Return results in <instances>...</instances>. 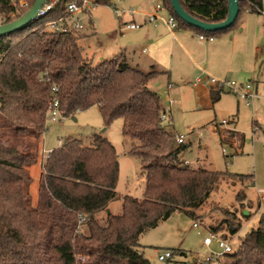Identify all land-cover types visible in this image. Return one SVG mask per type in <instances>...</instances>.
I'll return each instance as SVG.
<instances>
[{
	"label": "trees",
	"instance_id": "16d2710c",
	"mask_svg": "<svg viewBox=\"0 0 264 264\" xmlns=\"http://www.w3.org/2000/svg\"><path fill=\"white\" fill-rule=\"evenodd\" d=\"M24 1L28 6L0 0V24L23 15L35 0ZM69 1H60L20 34L0 38V264H151L141 250L142 234L176 211L198 220L197 210L222 178L250 180L252 185V175L186 164L180 158L186 145L177 146L176 135L164 127L166 108L160 95L148 88L155 72L130 65L124 53L96 63L84 55V35L48 26L71 16ZM114 1L93 3L111 6ZM180 1L188 13L207 22L228 15V0ZM239 3V16L243 11L262 13L264 7L263 0ZM163 5L177 27L207 37L232 29L239 18L230 28L207 32L179 18L171 0H163ZM211 92L215 103L220 91ZM56 96L62 116L97 106L106 126L123 119V135L131 140L128 152L140 159L145 177L142 198L126 195L120 212L109 211L118 198L120 161L110 140L95 134L89 144L68 137L48 154L33 204L30 168L38 161L50 102ZM228 213L231 219L208 226L224 240L236 236L251 216ZM239 239L238 249L225 254L226 264H264V212L258 226ZM175 253L186 254L181 249Z\"/></svg>",
	"mask_w": 264,
	"mask_h": 264
},
{
	"label": "rangeland",
	"instance_id": "374dc122",
	"mask_svg": "<svg viewBox=\"0 0 264 264\" xmlns=\"http://www.w3.org/2000/svg\"><path fill=\"white\" fill-rule=\"evenodd\" d=\"M19 1L25 2L24 0ZM89 1L92 2L93 0ZM136 2L135 0H115L114 5L111 6L91 3L87 11H80L74 15V19L78 20L79 17L85 26L83 32L78 31L76 34L84 35L80 38V43L87 58H91L97 63L101 59L113 57L121 49H126L133 51L132 53L137 58L136 61L146 62L143 70L150 72L154 69V67L151 69L150 58L145 57L147 54L142 53L141 55L143 47L149 48L147 40L142 39L141 33L150 23L143 24L137 30L122 29V23L127 18L133 17L128 12L129 9L136 11L147 8ZM158 3L163 4V0H150L149 2L152 6ZM117 10L120 13H117ZM122 11L125 13L119 17ZM162 12H166V9L161 11V15ZM137 15L136 13L134 18H137ZM136 21L140 23L137 19ZM257 22L264 23L263 13L243 11L237 21V23L242 24L241 27L244 26L243 34H252ZM235 28L230 29L229 33H232ZM20 33L21 31L15 34ZM196 37L199 38V35ZM176 63L178 62L176 61ZM192 63H197L194 58L189 59L187 64L186 60L184 64H175V70H171L170 80H168V73L162 70L164 69L163 64L157 65L158 67L155 69L157 71L162 70L161 74L163 75L153 73L148 81V88L160 95L163 106L167 108V118L163 120L164 127L176 136L183 134L186 137L185 143H177V146L180 147L186 145V147L181 148L180 158L183 157L187 161H185L186 164L196 169L206 168L233 174L253 173L256 183L255 186H251L250 180H239L233 177L222 178L204 205L197 210L198 220L182 211H176L157 227L142 234L140 238L141 250L151 264H207L206 258L211 251L218 255L221 252L215 240L209 248L204 246V239L209 235L208 226L218 225L226 218L231 219L232 215L228 212L237 211L240 214L244 209L250 210L253 214L258 213L259 216L252 215L248 219H244L238 234L230 237L232 239L229 238L230 245L236 251L239 247V236L241 237L246 232L255 229L259 217L264 212V136L263 132H260L261 136L253 134L250 111L254 106L247 105L246 102L249 104L251 102L241 100L237 93L228 88L221 89V99L212 103V109H205L196 105L193 84L197 77H205L208 73L199 70L201 65L202 68L205 67V63L198 62L200 64L197 63V66ZM262 72V79L264 80V68ZM226 79L234 80L238 84H241L240 81H242L254 85L250 77L239 78L235 71L230 72L227 78L224 77L221 80ZM258 94L260 98L255 99L254 103L263 97L260 91ZM169 97L174 100L171 109ZM232 114L238 115L237 131L243 138L242 142L245 140L246 143V148H242V152L239 153L230 142L221 138L224 128L235 127L231 122ZM223 120H226L227 123L223 124ZM122 127L123 119L121 118L106 126L97 106L79 111L74 116L59 115L56 120L49 117L47 130L38 150V161L30 168L33 177L31 185L33 204H36L38 200L43 160H46L48 154L68 137H77L82 139L85 144H89L95 134L104 135L110 140L118 152L120 161V173L116 188L118 198L109 204V211L120 212L123 197L126 195L142 198L145 185L142 165L137 156L128 152L131 140L123 135ZM248 185L250 186L246 188ZM243 199L244 203H241ZM195 222L198 227H194ZM221 231L225 233L224 230ZM177 249L184 250L186 254L175 253L173 259L168 262L159 260V254L166 250L175 251ZM220 257L223 258L219 259L220 264L229 262L225 254ZM209 264H218V258Z\"/></svg>",
	"mask_w": 264,
	"mask_h": 264
},
{
	"label": "crops",
	"instance_id": "0c3cea01",
	"mask_svg": "<svg viewBox=\"0 0 264 264\" xmlns=\"http://www.w3.org/2000/svg\"><path fill=\"white\" fill-rule=\"evenodd\" d=\"M136 1L137 0H135V2ZM149 2L150 0L137 1L136 2L137 4L146 6L147 8H145V10L137 9L136 10V13L138 14L137 18H134L135 14L133 15V17L127 18L126 21L122 23L123 25L122 29L123 30L128 29L126 28V25L129 23H133V22L137 23L136 19L140 22L139 24H141V26H143V24L150 23L148 24L149 26L143 29L141 33L142 39L147 40L149 44L148 49L147 47H143L141 49V55L142 53H146L148 56L146 55L145 57L147 59L150 58L151 69L152 67H154V69H152V71L150 72H155L157 73V75L158 74L163 75L161 74V72L162 70H164L165 73H168V80H170L172 75L171 70H175V66H174L175 64H184L185 60L187 64V61L193 58L197 63L198 62L205 63V67L202 68L201 65V67H199L200 68L199 70L203 71V73H208V74L205 77H197L193 84L195 88V104L202 106L205 109L206 108L209 109L213 107L212 92H211L212 90L220 91V99H221L222 88L219 84L213 83L210 80L212 78L210 75L214 76L213 78L215 77L219 78V80L217 81H223L221 79L224 77L227 78L229 73L233 71L237 73V76L239 78L246 76L250 77L254 85H252L250 82L247 83L251 84L252 90L257 94L258 91H260L263 97H261L262 99L260 101H256L254 103L255 99L260 98L258 94V96L253 98L251 101L247 100L248 102H251V104L247 103L246 101L245 102L249 106H254L250 111L252 118L253 134L261 136L260 132H263V136H264V80L262 79V75H263L262 69L264 68V23L257 22L256 26L253 28L254 32L252 34H243L244 26L241 27L242 24L236 22V26H235L236 28L233 30L232 33H229L230 30H228L226 32L220 33L219 35L215 36V38L213 37L212 39H207V38L200 39L196 37V35H200V34L190 28H184V27L171 28L168 25L164 24L163 22H159L158 24H153L151 22H148L147 15L157 12L156 11L157 4L155 6H152L151 4H149ZM124 13L125 11H122L121 14H119V17H121V15ZM258 14H262V13H258ZM169 15L171 14L170 12H168L167 9L166 12L164 13L162 12V16H164L165 18L168 17ZM84 29L81 30L80 32H83ZM132 52L133 51L131 50L121 49L115 55L119 53H124L130 65L138 68L139 70L145 73H150L142 69L143 66L145 67L146 62L136 61L137 58L135 57V54ZM176 61L178 63H176ZM197 63L194 64L192 63V64L197 66ZM160 64H163L164 69L157 71L155 68H157L158 67L157 65ZM240 82L243 85L247 84V83H243L242 81ZM218 85L219 88L217 89ZM240 99L242 100L243 98L240 97ZM244 100L246 99H243V101ZM231 116H232L231 122L232 124L235 125V127L224 128L221 134V138L223 140H226L227 142H230L236 148L237 153H239L242 152L241 151L242 148L243 149L246 148V143L245 140H243L242 142L243 138L241 134L237 131L236 124L238 122L237 121L238 115L232 114ZM181 159L186 161L183 157ZM250 174L252 175V179H253V183L251 186H255L256 180L254 174L253 173ZM243 211L244 209L242 210V212ZM248 211H249L248 214H251V216L258 215V213L254 212L255 214H253L251 213L250 210Z\"/></svg>",
	"mask_w": 264,
	"mask_h": 264
},
{
	"label": "built area",
	"instance_id": "2783aa9c",
	"mask_svg": "<svg viewBox=\"0 0 264 264\" xmlns=\"http://www.w3.org/2000/svg\"><path fill=\"white\" fill-rule=\"evenodd\" d=\"M62 0H49L41 9L40 13H42L41 17H44L48 12L53 10L55 6ZM240 1V0H239ZM241 1H250V0H241ZM94 4L93 1L89 0H71L67 2V9H68V14L71 15L70 17H61L57 20H53L48 23V26L51 27L52 29H60L63 31L68 30L69 28L74 29V31L78 32L84 29V25L81 23L79 20V17L77 18L78 20L74 19V15L80 11H87L90 8V4ZM264 3V0H263ZM20 5L23 7L28 6L26 2H21ZM165 9V6L163 4L158 3L156 5V13L148 14L147 15V21L151 22L153 24H157L158 22H163L164 24L168 25L171 28H176L177 27V22L174 18L173 15H169L168 18L163 17L160 12ZM128 12L132 15L136 14V11L133 9H129ZM117 13H120L119 10H117ZM262 13L264 14V7L262 10ZM68 25V26H67ZM141 27V24L139 23H129L126 25V28L131 29V30H136ZM200 39H212L213 37H206L205 35L200 34L199 35ZM213 83H218L222 89L228 88L230 91L237 93L241 98L246 99L248 101H251L253 98L257 97L258 94L252 90V86L250 83L247 84H238L236 81H229V80H223V81H217L215 78L210 79ZM52 91L56 94L58 92V87L55 85L52 88ZM170 109L171 106L174 104V100L171 98H168ZM169 109V111H170ZM61 116V111H60V103L59 99L54 97L52 101L50 102V110H49V117H51L53 120H56L58 116ZM167 118V108L165 110V113L162 115V119ZM227 123L226 120H223V124ZM176 142L178 144H183L185 143V136L183 134L177 135L176 136ZM194 227H198V224L195 222ZM209 235L205 237L204 239V246L209 248L213 241L215 240L218 243V247L221 249V252L216 254L214 251H211L210 254L206 258V263L209 264L210 262L214 261L215 258H218V264H219V259L222 254L226 253H231L234 251L233 247L230 245L228 240H224L220 238L216 233L214 232H209ZM173 254L172 251L166 250L163 253L159 254V260L163 262H167L170 258H172Z\"/></svg>",
	"mask_w": 264,
	"mask_h": 264
},
{
	"label": "water",
	"instance_id": "95a60500",
	"mask_svg": "<svg viewBox=\"0 0 264 264\" xmlns=\"http://www.w3.org/2000/svg\"><path fill=\"white\" fill-rule=\"evenodd\" d=\"M48 1L49 0H35L31 7L23 15L8 23L0 24V38L18 33L27 28L32 22L38 20L42 15V13H40V9ZM171 3L179 18H181L184 22L207 32H216L230 28L234 25L240 13L239 0H228L227 17L220 22H207L188 13L184 9L180 0H171ZM248 213V210H244L245 215H248Z\"/></svg>",
	"mask_w": 264,
	"mask_h": 264
}]
</instances>
